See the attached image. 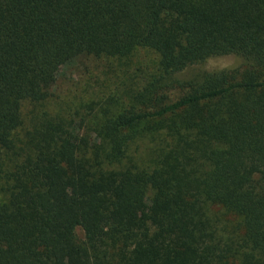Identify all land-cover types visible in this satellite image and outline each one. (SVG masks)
<instances>
[{
    "label": "trees",
    "instance_id": "16d2710c",
    "mask_svg": "<svg viewBox=\"0 0 264 264\" xmlns=\"http://www.w3.org/2000/svg\"><path fill=\"white\" fill-rule=\"evenodd\" d=\"M0 264H264V0H0Z\"/></svg>",
    "mask_w": 264,
    "mask_h": 264
},
{
    "label": "rangeland",
    "instance_id": "374dc122",
    "mask_svg": "<svg viewBox=\"0 0 264 264\" xmlns=\"http://www.w3.org/2000/svg\"><path fill=\"white\" fill-rule=\"evenodd\" d=\"M81 63H82L81 61H73L65 64L59 69L55 85L52 89V95H51L52 102L58 99L61 100L62 98L70 99L69 94L76 93L74 91H70V93L68 94L67 92L71 90L72 83L78 80L79 71H80L79 67L81 66L80 65ZM240 63L241 60H239V58H236L234 56L213 58V59H209L203 64L194 65L186 68L182 72L178 73L176 77L179 79H192L208 71L232 69L237 67ZM75 233L79 239L82 240L84 238L81 229L77 228Z\"/></svg>",
    "mask_w": 264,
    "mask_h": 264
}]
</instances>
